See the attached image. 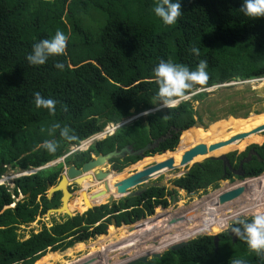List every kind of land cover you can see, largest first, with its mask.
I'll return each mask as SVG.
<instances>
[{
	"label": "trees",
	"instance_id": "16d2710c",
	"mask_svg": "<svg viewBox=\"0 0 264 264\" xmlns=\"http://www.w3.org/2000/svg\"><path fill=\"white\" fill-rule=\"evenodd\" d=\"M241 3L242 0H180L181 16L173 25H164L152 10L155 0H0V165H4V168L0 167V177L8 167L10 170L40 168L63 157L68 153L69 146L98 132L107 123L118 122L129 116L131 110L138 113L154 108L153 96L158 86L152 70L161 60L186 66L190 70H194L201 60L207 62L208 80L204 85L188 90L187 94L198 88L238 79L263 78L264 17L252 19L244 16L239 10ZM57 30L67 37L64 53L50 56L44 65H29L25 56L31 52L33 43L50 39ZM193 47L198 49V55L190 51ZM56 63L63 64V70L55 68ZM105 77L120 84L116 92L112 84L105 82ZM35 92L56 101L54 113L50 115L47 109L35 107ZM204 98L203 93L192 97L199 102ZM226 98L231 99L232 95ZM215 105L216 102L210 101L196 110L190 103L182 101L174 108L149 114L144 121L139 119L119 129L115 135L96 143L88 151L67 158L65 164L67 167L72 163L80 167L90 160L91 154H106L124 145H131L137 150L166 135L168 137L145 155L172 151L178 142V136L181 142L177 150L188 148L198 142L193 131L196 128L190 129L196 120L202 124L204 113H208V120H217ZM240 107L233 103L221 109L220 113L235 117ZM246 114L247 112L243 113L244 116ZM247 119L249 127H254L264 121V114ZM235 120L230 118L213 123L208 129L213 130L212 133L198 143L208 146L235 136L238 133L233 130L221 133L223 126L215 131L220 124H230ZM56 124L61 128L68 127L75 139L67 141L61 137L59 129L53 127ZM244 129L241 131L244 132ZM255 136L245 139L252 143L244 145L241 151L232 148L226 154L230 166L236 169L239 161L253 151L250 161L243 166L244 177L247 178L257 177L264 172V138L259 143ZM44 140L56 143L54 153L37 148ZM217 150L208 155L225 153ZM172 154L167 153L162 160V157L155 156L149 161L160 163L167 158H175ZM139 159L138 156L126 157L123 161L111 162L113 169L120 172ZM97 170L103 172L102 168ZM61 172L62 164H59L42 169L34 176L15 180L11 191L0 185V264H57L63 257L55 252H66L74 245L81 251L87 250V255L78 260L72 258V263L62 260L61 264H87L89 260L92 262L88 264H119L121 261L118 262V255L125 253L131 246L124 243L135 235L144 238L149 233L163 236L158 246L135 248L133 255L141 252L150 254L168 246L165 245L164 234L158 232L157 224L161 213L158 208L154 219L138 224L140 227L136 228L139 227L140 231H134V226L116 228L109 225L112 221H115L116 226L130 225L150 216L154 208H166L168 201L165 197L175 193L154 187L139 197L119 200L110 206H90L91 201L119 196L114 191L103 189V183L89 181L91 176L83 177L86 180L85 186L79 191L83 195L75 201L69 200L68 195L65 196L64 208L57 212H70L74 217H65L64 222L54 223L50 228H42L38 233L22 239L17 234V228L31 224L37 215L43 216L48 210L59 207V193L54 194L51 200L45 194L47 184L55 185ZM107 176L103 182L109 186L120 179V174L108 173ZM232 177L227 168L223 169L221 160L206 159L176 179L174 185L187 193H194L208 186H216L221 179ZM258 178L237 184H242V191L253 190L249 184ZM256 188L263 190L264 181L256 180ZM85 189H89L91 196H87ZM18 191L24 196L28 195L27 199L17 203L13 209L5 208L13 201L12 196L19 195ZM99 192L103 194L97 196ZM179 194L182 195L183 192L180 191ZM212 194L213 199L210 198ZM212 194L203 197V201H193L187 209H194L192 218L198 223L196 210L204 211L212 203L217 206L218 211L211 212V217L203 213L198 223L203 227L209 225L208 227L214 228L220 223H229L228 218L223 219L218 207L221 204L218 201L219 195ZM37 196H40L39 201H36ZM257 198V194H254L252 200ZM242 203L238 204L243 205ZM92 206L96 207L85 211ZM237 207L234 206V211L231 210L228 214L247 215L264 207V200H257L254 206ZM177 226L180 229L174 233L177 240L205 234L197 230L186 234V228L181 230L183 223H178L175 227ZM107 227L108 235L100 236L106 234ZM232 227L241 225L238 223ZM95 236L100 237L88 244L87 249L81 244ZM122 243L123 246L120 247ZM136 245L135 242L134 246ZM234 258L243 259L244 264H264V254L258 256L250 251L239 237L232 242L227 233L218 235L217 246H214L213 237H198L182 248L166 251L160 258L152 259L146 264H231ZM99 259L101 262H97Z\"/></svg>",
	"mask_w": 264,
	"mask_h": 264
},
{
	"label": "clouds",
	"instance_id": "9594fccd",
	"mask_svg": "<svg viewBox=\"0 0 264 264\" xmlns=\"http://www.w3.org/2000/svg\"><path fill=\"white\" fill-rule=\"evenodd\" d=\"M152 10H153L155 16L158 17L164 25H173L174 23H176L177 18L181 16L180 0H155V5H154V8ZM239 10L243 13L244 16L252 18V19L259 18V17H264V0H242L241 7H240ZM66 39H67V37L60 30H57L55 32L54 36H52L50 39H43V40H40L39 42L33 43L31 52L25 56L26 61L31 66L44 65L45 62L47 61V59L50 56H59V55H62L64 53L65 47H66ZM190 51L193 54H195V55L199 54L198 53V49L195 48V47L191 48ZM54 66H55V68H57L59 70H63V68H64V65L61 64V63H56ZM207 66H208L207 62L204 61V60H201L194 70H190L186 66H183V65H180V64H174L171 61L161 60L152 70L155 83L158 86L157 87V91H156L155 95L153 96V105H155L154 108H152L151 110H148V111L138 112V113H135L133 110H131L129 116L121 118L118 122H109V123H107L98 132L88 136L87 138L82 139L81 141H79L76 144H73V145L69 146L68 153L65 154L63 157L58 158V159H56V160H54V161H52L50 163H47V164H45L44 166H42L40 168H35V169L34 168H29L27 170H10L9 169V171L17 172V175L11 181L12 182V188L14 187L15 180H19V179H22V178H28V177L34 176L35 174H37L42 169L55 167V166H57L59 164H62V172L60 173V176L62 174H64L66 172V170L69 169L72 166H74L75 169H78V170L81 169L82 166L76 167L73 163L69 167H67L66 164H65V160L67 158L69 159V158H72V157H74V156H76L78 154H81L83 152L88 151L89 148L94 146L96 143L105 141L107 138H110L113 135H115V133L119 129H121L123 127H126V126H129L130 124H132L133 122H136L139 119H144L149 114L156 113V111H159V110H161L163 108H165L164 111L166 109H169V108H174L180 102H182V101L183 102H188V100L192 99L193 96H196V95H198L200 93H203V94L205 93L206 94L209 89H211L213 87H216V86H221V85H227L228 86V85H231V84H234V83L252 84V83H256V82L260 81L261 79H264V77L263 78H255V79H246V80H242V81L238 79L237 81H231V82L224 83V84H221V85H212V86L205 87V88H198L195 91L191 92L190 94H187L188 90L193 89L197 85H204L206 83V81L208 80V73L206 71ZM105 82L109 83V84H112L115 87V92L120 87L119 83H117L114 80H111L108 77H105ZM33 96H34V104H35L36 108H38V109L39 108L47 109V111H48V113L50 115L52 113H54L55 104H56L55 100H53L51 98H47L46 99V98L42 97L39 92L33 93ZM236 119L245 120L243 118H236ZM214 122H216V121H212L211 123L213 124ZM195 123H199V122L196 120ZM53 127L59 129V135L61 137H63L65 140L71 141V140L75 139V137L72 134H70V130L68 129V127L65 126V127L61 128L59 124L53 125ZM192 127H194V125ZM201 129H203V127H201ZM184 131H186V130H184ZM184 131H181V132H184ZM260 134H262V133H260ZM260 134H257V135H260ZM166 137H168V135H166L164 137V139ZM178 140H179V138H178ZM242 141H244V140H242ZM242 141H240V142H242ZM240 142H238V143H240ZM125 146H131V145H124L123 147H125ZM176 146H177V144H176ZM176 146H175V148L172 151H167L165 154L173 152L176 149ZM123 147H121V148H123ZM37 148H43L48 153H54L56 151L57 145H56V143L54 141L44 140L42 143L37 145ZM121 148H119V149L115 148V149L116 150H120ZM83 149H85V150L81 151ZM115 149H113V150H115ZM228 151L223 153V154H225V157H226V154L228 153ZM252 153H253L252 150L247 153V156L249 155L250 159H251V154ZM98 155H105V154H98ZM160 155H161V153L160 154H154V155H151V156H146L145 155V157H146L145 159L153 158L155 156H160ZM220 155H222V154H220ZM247 156L245 158L241 159L240 161L245 160L247 158ZM95 158H96V156L94 154H91L89 161H92ZM124 159H112V160H121V161H123ZM250 159L248 161H250ZM112 160H110L107 164H111ZM142 160H144V159L140 158L139 161L136 162L135 164L139 163ZM89 161H87V162H89ZM200 161H201V159H200ZM203 161H201V162H203ZM240 161H239V163H240ZM248 161L244 162L243 166L246 163H248ZM87 162H85V163H87ZM85 163H83V164H85ZM239 163H238V166H239ZM135 164H133V165H135ZM151 164H153V163H151ZM151 164H149V165H151ZM222 164H223V162H222ZM105 165H103V166H105ZM130 166H132V165H128L127 167L122 169L120 172H116V171H113V172L121 173L125 169L129 168ZM193 166H191V167H193ZM243 166H242V170H243ZM2 167L4 168V165H2ZM191 167H189V166L177 167L176 166V168H174L173 170L183 168V169H185V171H183V172L181 171L178 174V176L176 175L177 177L173 180V182H172L173 184L172 185H174V181L176 179L181 178L182 176H184ZM229 167L231 169H233V170H236L238 168L237 167L236 169H234V168H232L230 166V164H229ZM225 168H227L230 171V169L227 166ZM225 168L223 166L224 170H225ZM173 170H170V171L165 170L161 175H163V174H165L167 172H172ZM6 171H8V168L6 169ZM103 173H107V172H103ZM110 173H112V172H110ZM262 173H264V172H262ZM89 174L93 176L94 172L91 171V172H89L87 174L82 173L81 175H83V177H84V176H89ZM261 174L258 177H260ZM107 175H108V173H107ZM232 175H233V177L230 178V179H221V180L217 181L216 186H208L207 188L201 189V190H199L197 192H194V193H187L184 190H182L181 188H179V187H177V188H179L180 191H182L183 193L185 192V193H187V194L192 196V195H194L195 193H198V192L204 194V193H206L208 191V189H213L214 192L216 190H219V187H218L219 186V182H223L224 184L231 185L233 183L244 181V180H247V179L257 178V177L247 178V177H244V175L241 178H238V176H236L234 174H232ZM60 176H59V180H60ZM160 176H158V177H160ZM1 177H0V180H1ZM165 178H167V177H165ZM155 179H153V180H155ZM232 179H234V181L230 183V180H232ZM59 180L57 181V183L55 185H50V184H47V185H50L52 187L56 186L58 184ZM74 180H75L74 178L70 179L68 181V183H67L66 189L68 190L69 193L71 192L69 190V187L71 188V187H73V185H75L78 189L80 187L78 184H76L74 182ZM153 180H150L149 183H153V184L160 183V182H152ZM90 181H92L94 183L101 184V182H95L92 179H90ZM1 185H4V184H1ZM140 186H142V185H140ZM5 187H7V186H5ZM137 187L132 189V190H128L127 193L135 192ZM74 188L75 187H73L72 189L74 190ZM156 188H158V187H156ZM162 188L165 189V191H168V192H171V193H175L174 190L173 191L169 190L167 187H161L160 189H162ZM8 189H9V191H11L10 188H8ZM230 190H232V189H230ZM230 190H227V191H230ZM180 191H178V192H180ZM227 191H225V192H227ZM225 192H223V193H225ZM57 193L60 194V198H59V202H60L62 193H61V191H59ZM70 194H71V197H72L74 195V191L72 193H70ZM45 195H48V191H46ZM27 197H28V195L24 196V195H22L19 192V195L17 197L12 196L13 201L8 206H5V208L13 209V208H15L17 203L21 202L23 199H27ZM52 197L49 196V198H48L46 196V198L48 200H51ZM167 197H169V196H167ZM167 197H165L166 200H167ZM36 198H37L36 201H39L40 196H37ZM126 198H132V197H127L126 195L125 196L124 195H122V196L120 195V196H118V198L114 197V201L110 205H112L113 203H117L119 200H124ZM199 201H201V200H199ZM103 204H107V203L105 202ZM98 206H100V205H98ZM60 207H61V202H60L58 208H60ZM94 207H96V206H94ZM58 208H54V209H58ZM156 208H161V207L159 206V207H156ZM166 208H164V209H166ZM50 210H52V209H50ZM87 210H89V209H86L85 211H87ZM40 216H42V215H37L35 218H39ZM74 216L75 215H72V217H74ZM66 218H69V217L66 216ZM34 220H33V222H34ZM139 220H141V219H139ZM238 223L241 225V227H232L233 226L232 225L231 226V232L234 233L241 240H243L246 243L247 248L250 251L257 253L258 256L261 255V254H264V212H257L255 215L252 216L250 221L241 220V221H238L237 224ZM237 224H235V225H237ZM133 225H135V224H133ZM133 225L121 224L120 226L121 227L129 226L130 227V226H133ZM24 226L25 225L20 226V227H22L21 228L22 230L25 229ZM109 226H111V225H109ZM116 227L119 228L118 226H116ZM224 233H226V232H224ZM106 235L107 234L100 235V236H106ZM206 236H208V235H206ZM148 241H149L148 237L145 235L144 238H138L137 240H135V238L134 239L132 238L128 242H126L125 244L127 245V243H129L131 245L128 248V250H130L131 247L134 246L135 242L136 243H140V245H141V244H147ZM78 244H80V243H78ZM126 245H124V246H126ZM119 246L122 247L123 245L120 244ZM149 246H151V245H149ZM128 250H125V252H127ZM152 253H154V252H152ZM145 255H148V254H145ZM87 259H90V258H86V260ZM136 263H141V262L137 261V262H135V264ZM231 264H244V261L241 258H234V259H232Z\"/></svg>",
	"mask_w": 264,
	"mask_h": 264
},
{
	"label": "rangeland",
	"instance_id": "374dc122",
	"mask_svg": "<svg viewBox=\"0 0 264 264\" xmlns=\"http://www.w3.org/2000/svg\"><path fill=\"white\" fill-rule=\"evenodd\" d=\"M204 95H205V98L201 100L202 102L194 101L193 99H190V100H188V103L191 104L193 109L198 110V109L204 107L206 105V103H208L210 101L216 102V105L214 106L215 112L218 113V116L216 117L217 120H214L216 122L221 121V120L223 121V120L230 119V118H233V119L243 118V119L246 120L247 118H252L254 115L255 116L256 115H260L261 113L264 114V79H261L260 81H258L256 83H252V84L234 83V84H231V85H228V86L227 85L216 86V87H213V88L209 89L206 94L204 93ZM230 95H232L231 99L226 98L227 96H230ZM233 103H235L236 105L241 106L237 116H235V117L234 116H226V114L220 113L221 109L227 108V107H229V105H231ZM164 109L165 108H163V109H161L159 111H156V112H164ZM244 112H247L246 116L243 115ZM141 120H143V119H141ZM241 120L242 119H236L235 121H241ZM212 121H213V119L212 120H208V113H204L203 114V118H202V124L195 123L194 127L190 128V129L196 128V130H193V131L195 132V135H196L195 138L198 140V142H200L203 139L207 138L209 136V134L212 133L213 130L212 131H210V130L208 131L209 127L212 125V123H211ZM235 121H233L230 124L227 123V122H224V123L220 124V126L218 125L219 128L217 130H215V131H218L222 126L232 127V125L234 124ZM201 127H203V129H201ZM205 128H207V129H205ZM263 138H264V133L255 136L256 141L258 140L259 143H260V141H262ZM180 142H181V139H180V141L178 140L176 149L173 152H170V153H173L172 156H176L175 158H173V163H174V166H177V167H179L178 164H180V160H181V157H182L183 153L186 150L190 149L191 147L199 144L198 142H196L195 144L193 143L188 148L177 150V148H179ZM248 143H252V142L250 140H247V141L244 140V141H242L240 143H237V144H234V145H229V146L225 147L224 149H218L217 152L218 151L219 152H226L227 150H229L231 148H234V149L237 148L238 151H241L243 149L244 145H246V144L248 145ZM84 150L85 149H83L81 151H84ZM175 153H177V154H175ZM166 155L167 154L160 155V157H162L160 160H162L164 157H166ZM151 159L152 158L144 159V160L140 161L139 163H137L135 165H132L129 168L125 169L121 173H115V172L112 171L113 174H120V179H119V181H117V183H115L116 182L115 181L114 182L115 184L112 185V186H109V184L105 182L106 184H108L109 190L116 192L115 185L118 184V182H122L123 180L130 178L131 175H133L135 172H139V171L143 170L146 166H148L149 164L153 163L152 161H149ZM100 168L103 169V172L104 171L105 172L111 171V165L110 164L109 165H105V166L101 165L99 167H95V168L92 169V171L100 169ZM181 171L183 172V171H185V169L180 168V169H175L172 172H167V173L161 175L160 177H157L152 182H165V181H167V182H169V184H173L172 183L173 180L178 176V174ZM112 173H110V175ZM16 175H17V172L9 171V167H8V171H6L5 174L1 177L0 185L4 184V186H7L8 188L11 189L12 188V182L11 181L14 179V177ZM165 177H167V178H165ZM107 178H108V176L106 177V179ZM258 179H261V181H264V176H261ZM258 179H256V180H258ZM256 180H254V182L249 184L250 187L254 188L253 190H244V191L241 192L239 197H237V198H235V199H233L231 201L224 202V203L220 204V206H218L219 209L221 210V213L223 214L222 216H224L223 219L224 218H228L229 221H233V220L237 219L238 221H240V220H246V219H251L252 218V216H249V214L247 216L246 213L243 214V215H239V216H237L238 213L237 214L236 213L228 214V213L231 210L234 211V209H235V208H233L234 206H236V207L237 206L238 207L239 206L240 207H243V206H247V207L248 206H254V204L256 203L257 200H260V199L264 200V189L263 190H258L256 188ZM80 182L83 183L80 187H84L85 186L84 182H86V180L84 178H82V179L79 180V183ZM66 186H67V183L65 184L63 189L65 191V195L67 196L68 194L66 193ZM80 187L78 189L75 186L74 195L71 198L68 195L69 199H72L73 201H75L76 199L80 198L81 195H83L82 192L79 193ZM102 187L104 189V185L103 184H102ZM218 187H219V190H216L214 192L213 189H208V191L206 193H204V194L198 192V193H195L194 195L191 196V195H189V194L184 192L181 195V194H179L178 191H175V194H173L172 196H169V197L166 196L169 204H168V207L166 209H164V213L161 211L160 220L158 221L159 223L157 224V228L159 229L158 232H160V233L162 232V234H164V236H165V245H169V244H172V243H175L176 241H178L177 239L174 238V233H177V232L180 231V229H178V226H177V228L175 227L176 225H178V223L176 225H173V226H169V227L166 226V223H167L166 221L167 220H169L174 215H179V213H182V212H185V213L192 212L191 210H187V209L192 204L193 201H199V200L203 201L202 200L203 197H206V196H208V195H210L212 193H215L216 195H220L221 193H223V192H225L227 190L236 189V187L238 189V188L242 187V184H240V183L237 184V182H236V183H233L231 185H227V184H224L223 182H219V186ZM89 189H85V192H86L88 197L91 196L88 193ZM254 194H257V196L259 198H257L256 200H252V199H254ZM118 195H120V194H118ZM46 196L49 198L48 195H46ZM210 198L213 199V194H212V196ZM106 200L107 199L101 198L99 201H96V202L91 201L90 206L91 205H101V204L103 205V203H105ZM240 201L243 202L242 203L243 205L238 204V203H241ZM179 202H182V204H179ZM204 202H205V199H204ZM216 207L217 206L214 203H212V204H208V206L205 208L204 211H201V210L198 211L197 210V215H196L197 216V218H196L197 221H198V219H199V221H200V219H202L203 213H207L206 215L211 217V212L218 211V208H216ZM185 208H186V210H185ZM156 209L154 210L155 214H156ZM183 210H185V211H183ZM258 210H264V207H261L259 209H255L254 211H258ZM55 213L56 212H48L47 211L44 216H40L39 218H35L33 223L25 225L24 226V228H25L24 230L21 229L22 227L17 228V234L21 235L22 239H27L30 234H36L40 230H42V228L48 229L54 223H62V222L65 221L66 214L64 212H60V213H56V214ZM79 215H81V214H79ZM244 215H246V216H244ZM150 218L147 216V217H145V219L140 220V223H142L143 221L148 220ZM190 219H193V221L189 222V225L190 226L194 225L195 220H194V218H192V215H190V216L187 215L186 218H185L186 222L184 221L183 227H182L181 230L186 228V224H187V222ZM208 220H209V218H208ZM199 221H198V223H199ZM215 221H217V219ZM160 223L164 224L165 226L160 224ZM220 225H222V224L220 223ZM227 225H228V223H227ZM133 226H134L133 227L134 231H136V230L140 231L141 230L139 228L140 227L139 225H133ZM137 226H139V227L136 228ZM199 226L200 227L197 229V231H203L204 233L206 231H208L209 229H212V227H208L209 225L203 227V226H201L199 224ZM227 228H228V226L226 228H224L223 230H221L220 232H214V234L213 233L212 234H198V235L194 236L193 238L186 239L185 241L190 242V241H192V240H194V239H196L198 237H202V236H206V235H208L210 237L212 235H219L221 233H224ZM107 230H108V228L106 229V234L108 235V231ZM131 234H132V232H131ZM141 236H143V235H141ZM162 237L163 236L161 234H159V233H157V234L156 233H149V235H148V240L149 241H148L147 244H141L140 245V243H137V245L134 246L132 249L128 250L127 252H125L123 254L118 255L117 260H118V262L121 261V263H119V264H124L125 262H129L130 260H133L135 258H138V257H141V256L145 255V254H143L144 252H141V254H138V255H133L134 252H135V250H133V249H135V248L138 249L139 247L149 246V245L157 247L158 246L157 243L160 241V239ZM134 238H135V240H137L138 238H141V237H137V235H135ZM235 238H237V236ZM95 241H96V237L95 238H91V239H89L87 241H83L81 244H83V246L86 248L88 244L94 243ZM232 242H233V240H232ZM79 250L80 249H77L74 246V247L71 248V250H68L66 252L64 251L65 253L64 252H61V253L60 252H55V253H59L60 256L63 257V258H61V260H58L57 264H61L60 262H62V260L66 261L68 263H72L73 262L72 258H74L75 260L83 259V257H85V255H87L86 254L87 250H82V251L80 250V252H77ZM166 251H167V248H164L161 251H154V253L159 254V252H160V254H163ZM151 253L148 254V256H147V262L148 261H150V262L152 261L151 256H150ZM131 255H133V256H131ZM66 256H68V257H66ZM97 262H101V259H99ZM146 263H142V264H146Z\"/></svg>",
	"mask_w": 264,
	"mask_h": 264
},
{
	"label": "water",
	"instance_id": "95a60500",
	"mask_svg": "<svg viewBox=\"0 0 264 264\" xmlns=\"http://www.w3.org/2000/svg\"><path fill=\"white\" fill-rule=\"evenodd\" d=\"M264 132V124H261L259 126H256L255 128H252L251 130H249L248 132H242V133H238L235 136L229 138L226 141H219V142H213L211 144H209L208 146H206L205 144H197L193 147H191L190 149L186 150L180 160V164L179 167H186V166H193V165H199V163L203 160L206 159H210V160H221L223 162V166L224 168L227 166L230 169V172L238 177H242L244 175V171L242 170V166L244 164V162L248 161L250 159V156L248 155L247 158L245 160L240 161L239 166L236 170H233L229 167V163L225 157V154L222 155H208V153H212L217 149L223 148L225 146H229V145H234L237 144L238 142L247 139L249 136H255L257 134L263 133ZM164 138H159L157 140L151 141L150 143L146 144L144 147L134 150L132 148V146H125L123 148H121L120 150H113L105 155H98L95 159H93L92 161H89L85 164L82 165L81 169H75L74 166L70 167L69 169L66 170V172L64 174H62L60 176V180L58 182V184L56 186H50L47 185V191H48V195L50 197L53 196V194L61 191L62 195H61V207L58 209H52V210H48V212H59V210H62L64 208L65 205V191L63 189V187L65 186L66 183H68V181L70 179H75L74 182L76 184H78L79 186H81V184L79 183V180L83 178V175H81L82 173L87 174L89 172L92 171L93 168L95 167H99L101 165H105L107 164L110 160L112 159H124L125 157H140L141 159H145V153L151 151L153 148H155L157 146V144L161 141H163ZM166 152H162L161 155L165 154ZM201 157V161L200 160H196L197 158ZM196 160V161H195ZM0 167L2 168V164L0 165ZM174 168H176V166H174L173 163V159L172 158H167L165 161H162L160 163H153L149 166H146L143 170L139 171V172H135L133 175H131L130 178L123 180L122 182H118V184L115 185L116 187V193L122 195H126L127 197H138L140 196L143 192H145L147 189L153 188V187H167L169 190H174V191H180L179 188L175 187L172 184H169L167 181L165 182H160L157 184H153V183H149L150 180L155 179L156 177L160 176L165 170L170 171L173 170ZM163 170V171H162ZM159 173V174H157ZM264 174V173H262ZM261 174V175H262ZM155 175V176H154ZM91 179L94 180L95 182H101L104 185V188L106 190H109L108 184L104 183L103 181L106 179L107 177V173H103L102 171H96L94 172V175H90ZM142 185V186H140ZM138 186V187H137ZM135 192H128V190H132L134 188H136ZM242 192V189L238 188V189H232L230 191H227L225 193H222L219 195L218 197V201L219 203H224V202H228L231 201L237 197L240 196ZM66 193L71 197V194L68 192V190L66 189ZM103 192H99L97 194V196L102 195ZM119 195V196H120ZM114 201V196H110L107 200L106 203L107 204H111ZM93 207H89L87 209L91 210ZM197 211V210H196ZM55 213V214H56ZM67 217L72 218V215L70 212L65 213ZM194 214V209L192 210V212H182L179 213V215H174L173 217H171L169 220H167L166 222V226H173L176 225L177 223H184L186 216H190ZM183 215V216H181ZM238 220L235 219L233 221H229V225L228 228L225 230L226 233H228V235L230 237H232L233 242L235 241V237L236 235L234 233L231 232V226L237 224ZM112 225L113 227H116V224L114 221H112ZM165 226V225H164ZM117 228V227H116ZM218 235H212L213 237V243L214 246H217V241H218ZM148 237V235H147ZM186 240V239H185ZM185 240H178L175 243L169 244L166 248L167 251L169 250H173L176 251L180 248H182L183 246H185L188 241ZM125 244V243H124ZM123 245V243H122ZM147 256L148 255H143L141 257L135 258L133 260H130L129 262H125L124 264H134L135 262L139 261L141 263H146L147 262ZM151 258L152 259H158L161 257V254L159 252V254L156 253H151ZM93 259V258H91ZM92 262V260H89L87 262L90 263ZM93 263L94 259H93Z\"/></svg>",
	"mask_w": 264,
	"mask_h": 264
},
{
	"label": "bare ground",
	"instance_id": "6f19581e",
	"mask_svg": "<svg viewBox=\"0 0 264 264\" xmlns=\"http://www.w3.org/2000/svg\"><path fill=\"white\" fill-rule=\"evenodd\" d=\"M249 123L248 122V119L246 120H241V121H235L234 124L232 125V127H226V126H223L222 130H221V133H229L231 132L232 130L233 131H237V133H242L243 131H241V129H244V132H248L249 130H251L252 128H255L256 126H259L261 124H264V121L261 122V123H258L257 125H255L254 127H249ZM240 130V131H239ZM220 135V133H219ZM219 152V151H218ZM92 197H94V195H92ZM257 212H261V211H251L250 213H247V216L249 214V216H253L255 215ZM246 216V215H244ZM193 221V219H190L187 224H186V230H185V233H190L191 231H195L197 230L200 226L199 224L197 223H194L193 226H190L189 225V222ZM229 224V223H228ZM228 225L227 223H224L222 225H219L217 227H214L212 229H209L208 231L205 232V234H214V232H220L221 230H223L224 228H226Z\"/></svg>",
	"mask_w": 264,
	"mask_h": 264
},
{
	"label": "flooded vegetation",
	"instance_id": "af4514ba",
	"mask_svg": "<svg viewBox=\"0 0 264 264\" xmlns=\"http://www.w3.org/2000/svg\"><path fill=\"white\" fill-rule=\"evenodd\" d=\"M106 165H109V164H106ZM111 165V171H109V172H107V173H110V172H112V171H115L114 169H113V164L111 163L110 164ZM234 181V179H232V180H230V183L231 182H233ZM73 187H75V185H73ZM73 187H69V190L71 191L70 193H72L74 190L72 189ZM92 207H94V206H92ZM160 209V211H162L163 213H164V208H159ZM154 210H155V208L153 209V211H152V214L150 215V216H148L150 219H153V218H155L156 216H157V214H155L154 213ZM145 217H147V216H145ZM145 217L143 218V219H145ZM142 220V219H141ZM149 220V219H148ZM139 222H140V220H137L135 223H132V224H130V225H133V224H135V225H138L139 224ZM118 227H121V226H118ZM96 238L97 237H99V236H95ZM95 237H93V238H95ZM94 240V239H93Z\"/></svg>",
	"mask_w": 264,
	"mask_h": 264
},
{
	"label": "crops",
	"instance_id": "0c3cea01",
	"mask_svg": "<svg viewBox=\"0 0 264 264\" xmlns=\"http://www.w3.org/2000/svg\"><path fill=\"white\" fill-rule=\"evenodd\" d=\"M111 226H113V225L111 224Z\"/></svg>",
	"mask_w": 264,
	"mask_h": 264
}]
</instances>
